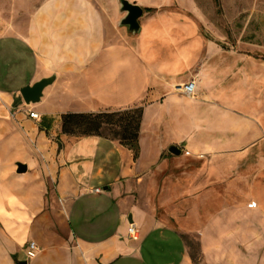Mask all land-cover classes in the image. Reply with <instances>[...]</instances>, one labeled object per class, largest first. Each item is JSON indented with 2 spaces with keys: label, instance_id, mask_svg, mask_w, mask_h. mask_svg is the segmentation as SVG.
<instances>
[{
  "label": "crops",
  "instance_id": "obj_1",
  "mask_svg": "<svg viewBox=\"0 0 264 264\" xmlns=\"http://www.w3.org/2000/svg\"><path fill=\"white\" fill-rule=\"evenodd\" d=\"M12 39L32 66L15 64L20 85L0 87V264H196L187 244L196 232L203 264H264V148L255 147L264 121L247 104L231 107L223 80L184 70L173 81L186 61L171 72L144 36L109 38L89 0H46ZM43 78L53 81L26 103L18 91ZM189 80L195 96L178 87ZM137 107V158L109 135L62 132L64 113ZM30 241L40 250L28 261Z\"/></svg>",
  "mask_w": 264,
  "mask_h": 264
},
{
  "label": "rangeland",
  "instance_id": "obj_2",
  "mask_svg": "<svg viewBox=\"0 0 264 264\" xmlns=\"http://www.w3.org/2000/svg\"><path fill=\"white\" fill-rule=\"evenodd\" d=\"M45 1L0 0V87L20 85L23 74L15 64H22L24 69L32 66L30 54L12 38L26 34L33 11ZM89 1L104 14L109 38L144 36L145 49L162 68L172 72L184 60L186 66L183 64L175 70L180 74L184 70L191 72L190 79H197L201 72L218 76L223 80L221 84L231 107L237 110L240 104H247L252 114L264 121V0H219V4L216 0H129L144 8L141 30L137 33L121 22L126 16L121 0ZM195 54H200L201 58H194ZM185 76H174L173 81L184 80ZM255 147L264 148V138ZM258 157L256 153L247 157L245 164L248 163L251 171L245 174L255 173L253 168ZM207 162V157H203L202 163ZM234 175L236 177L237 172ZM187 189L189 192V185ZM209 189L207 186L203 192ZM156 211L167 214L159 204ZM233 212L244 214L243 211ZM187 222L188 226H193L189 219ZM187 244L196 264H203L199 234L188 235ZM149 248L150 243L145 247L146 257Z\"/></svg>",
  "mask_w": 264,
  "mask_h": 264
},
{
  "label": "trees",
  "instance_id": "obj_3",
  "mask_svg": "<svg viewBox=\"0 0 264 264\" xmlns=\"http://www.w3.org/2000/svg\"><path fill=\"white\" fill-rule=\"evenodd\" d=\"M216 1L219 4V0ZM142 115V107L115 111L67 112L62 115V132L81 137L105 134L103 131L108 129L106 135L118 139L122 145L132 150L134 158H137L140 153ZM61 147L59 142V148ZM194 261L196 262L195 258Z\"/></svg>",
  "mask_w": 264,
  "mask_h": 264
},
{
  "label": "water",
  "instance_id": "obj_4",
  "mask_svg": "<svg viewBox=\"0 0 264 264\" xmlns=\"http://www.w3.org/2000/svg\"><path fill=\"white\" fill-rule=\"evenodd\" d=\"M121 5L122 10L126 12V16L121 21L122 24L128 26L131 32H139L141 30L140 18L143 16L144 8L137 3L130 2L129 0H121ZM52 81L53 78H43L32 85L28 84L22 87L20 89V93L25 102L32 103L39 101L43 89L52 83ZM170 151L175 154H179L181 152V150L175 145L171 146ZM21 169L22 165L20 164L19 171H21ZM129 220H132L131 216ZM19 264H27V261L23 260L19 262Z\"/></svg>",
  "mask_w": 264,
  "mask_h": 264
},
{
  "label": "built area",
  "instance_id": "obj_5",
  "mask_svg": "<svg viewBox=\"0 0 264 264\" xmlns=\"http://www.w3.org/2000/svg\"><path fill=\"white\" fill-rule=\"evenodd\" d=\"M179 89L190 96H195V90H196V81L195 80H189L185 83H181L180 85H178ZM31 117L33 118H39V114L38 112L35 111H31L30 112ZM95 191L99 192L101 191L100 188H96ZM256 205L255 202L251 203L250 206ZM128 234L130 236V238L137 240L140 238V233H139V229L137 228V226L135 225V223L131 222L129 224L128 227ZM40 250L39 245L35 242V241H30L27 245L26 248V259L29 261L33 258L36 257V255L38 254Z\"/></svg>",
  "mask_w": 264,
  "mask_h": 264
}]
</instances>
